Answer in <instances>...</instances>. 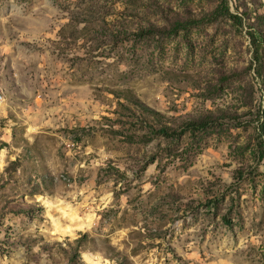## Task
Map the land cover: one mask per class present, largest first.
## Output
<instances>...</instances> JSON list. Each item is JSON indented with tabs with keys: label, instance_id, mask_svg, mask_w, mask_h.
Returning a JSON list of instances; mask_svg holds the SVG:
<instances>
[{
	"label": "rangeland",
	"instance_id": "rangeland-1",
	"mask_svg": "<svg viewBox=\"0 0 264 264\" xmlns=\"http://www.w3.org/2000/svg\"><path fill=\"white\" fill-rule=\"evenodd\" d=\"M0 264H264V0H0Z\"/></svg>",
	"mask_w": 264,
	"mask_h": 264
},
{
	"label": "trees",
	"instance_id": "trees-1",
	"mask_svg": "<svg viewBox=\"0 0 264 264\" xmlns=\"http://www.w3.org/2000/svg\"><path fill=\"white\" fill-rule=\"evenodd\" d=\"M145 33L149 32L147 29L144 31ZM129 101L134 102L140 109L142 113H144L146 116H149L155 121L156 124H159L158 127L155 128L156 131L162 133L163 135L172 134L171 126L162 118L164 117L162 113H160L158 110L152 108L151 106L145 104L144 102L140 101L138 98H134L132 95L125 97ZM204 124V119L199 120L197 118H188L183 121L181 129L179 131H184L188 128H198ZM77 242H79V239L76 238ZM61 247V246H60ZM62 248V247H61ZM73 253H76V248L73 247L72 249Z\"/></svg>",
	"mask_w": 264,
	"mask_h": 264
}]
</instances>
